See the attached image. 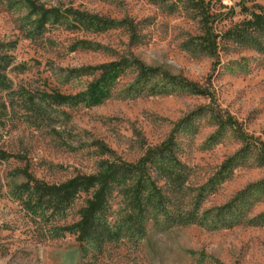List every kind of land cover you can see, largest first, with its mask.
Here are the masks:
<instances>
[{"label": "rangeland", "instance_id": "1", "mask_svg": "<svg viewBox=\"0 0 264 264\" xmlns=\"http://www.w3.org/2000/svg\"><path fill=\"white\" fill-rule=\"evenodd\" d=\"M196 1L0 0V40L13 45L0 104V264H264V158L221 121L264 146V48L251 30L236 36L264 0H206L213 38ZM66 9L118 24L97 30ZM110 61L123 64L92 90L101 71L91 67ZM170 136L146 166L142 211L133 191L115 198L112 240L79 242L65 228L89 193L54 213L25 186L27 175L53 184L134 163Z\"/></svg>", "mask_w": 264, "mask_h": 264}, {"label": "trees", "instance_id": "2", "mask_svg": "<svg viewBox=\"0 0 264 264\" xmlns=\"http://www.w3.org/2000/svg\"><path fill=\"white\" fill-rule=\"evenodd\" d=\"M196 2L203 15L202 23L204 29L207 35L213 38L215 35L213 33L212 23L216 15L210 12L208 1L197 0ZM240 4L241 9L244 12H248L244 3L241 2ZM256 8V10L249 12L250 19L246 22L248 29L246 28L245 31H238L236 36L243 39L247 34L246 31L251 30L252 40L250 44L254 48L262 49L264 48V6L257 5ZM65 13L78 20L97 26V30L112 28L118 24L116 21L107 17L89 14L76 9H66ZM12 48L13 45L10 43L0 40V104L2 92L7 89L9 83L6 73L13 62L9 53ZM208 49L210 53L214 54L215 46L212 42H209ZM122 64L123 61H110L91 67L101 72L100 76L90 83V88L92 90H98L100 88L99 86H101L100 82L109 78L111 73L116 71ZM139 67L142 71V75L154 71V69L147 68L143 63H139ZM182 82L194 93L205 94V91L193 82L185 79H182ZM1 117L2 113L0 111V118ZM221 121L232 126L235 133L241 139L252 140L258 146L261 157L264 158V146L262 142L252 139V137L243 133L238 123L232 118L228 117L225 121L223 119H221ZM172 145L173 137L170 136L134 163L123 161L104 162L101 164L100 169L94 173L77 174L60 183L48 184L27 175V177H25V186L32 191V195L43 208L54 213L65 212L76 197L82 193H89L90 196L86 199L84 206L80 210L79 220L65 228L69 233L74 234L76 240L79 242L87 243L97 241L102 243L103 241L112 240L118 236V229H113V226L110 224L115 198L123 194L124 191H133L129 203L134 211L140 213L142 211L140 196L143 194L145 188L143 175L146 173V166L151 160V154H161L169 151ZM230 160L231 159L224 164H228ZM128 180H132L133 183L130 185ZM231 206L232 202L227 203L221 206L220 210H229Z\"/></svg>", "mask_w": 264, "mask_h": 264}]
</instances>
